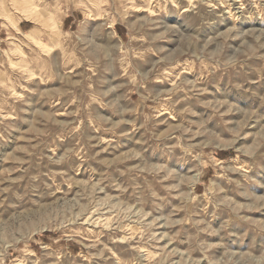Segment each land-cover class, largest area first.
<instances>
[{
    "label": "clouds",
    "instance_id": "9594fccd",
    "mask_svg": "<svg viewBox=\"0 0 264 264\" xmlns=\"http://www.w3.org/2000/svg\"><path fill=\"white\" fill-rule=\"evenodd\" d=\"M0 264H264V0H0Z\"/></svg>",
    "mask_w": 264,
    "mask_h": 264
},
{
    "label": "rangeland",
    "instance_id": "374dc122",
    "mask_svg": "<svg viewBox=\"0 0 264 264\" xmlns=\"http://www.w3.org/2000/svg\"><path fill=\"white\" fill-rule=\"evenodd\" d=\"M224 155H228V154H222V156H224ZM97 219H100L99 217H97Z\"/></svg>",
    "mask_w": 264,
    "mask_h": 264
}]
</instances>
